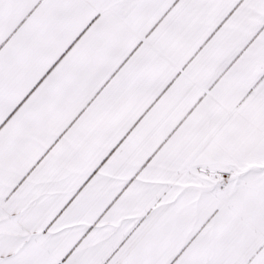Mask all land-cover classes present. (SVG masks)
Wrapping results in <instances>:
<instances>
[{
  "label": "snow or ice",
  "instance_id": "snow-or-ice-1",
  "mask_svg": "<svg viewBox=\"0 0 264 264\" xmlns=\"http://www.w3.org/2000/svg\"><path fill=\"white\" fill-rule=\"evenodd\" d=\"M0 264H264V0H0Z\"/></svg>",
  "mask_w": 264,
  "mask_h": 264
}]
</instances>
